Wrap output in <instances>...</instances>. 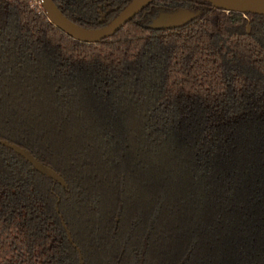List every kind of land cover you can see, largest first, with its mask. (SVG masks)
I'll list each match as a JSON object with an SVG mask.
<instances>
[{
    "label": "trees",
    "instance_id": "trees-1",
    "mask_svg": "<svg viewBox=\"0 0 264 264\" xmlns=\"http://www.w3.org/2000/svg\"><path fill=\"white\" fill-rule=\"evenodd\" d=\"M107 1L54 0L88 29ZM0 139L68 186L0 146V264H79L55 196L84 264H264V17L158 0L87 44L0 0Z\"/></svg>",
    "mask_w": 264,
    "mask_h": 264
},
{
    "label": "water",
    "instance_id": "water-1",
    "mask_svg": "<svg viewBox=\"0 0 264 264\" xmlns=\"http://www.w3.org/2000/svg\"><path fill=\"white\" fill-rule=\"evenodd\" d=\"M155 0H133L126 8L114 19L110 24L95 30H88L77 26L69 21L58 10L52 0H41V5L46 13L48 20L69 37L76 41L88 44L98 43L106 38L112 37L119 29H121L127 22L134 18L144 8ZM213 7L222 9L227 12L254 14L264 16V0H202ZM197 17L188 11H178L175 13H161L154 19L150 25L152 29H176L184 26L188 22ZM0 145L12 151L14 154L20 156L30 164L32 169L42 176L50 179L53 183H57L64 189L67 186L61 176L50 167H47L35 159L30 152L24 150L14 144L0 140ZM67 233L68 241L72 244V239L69 231L64 226ZM80 264H83L81 256H79Z\"/></svg>",
    "mask_w": 264,
    "mask_h": 264
},
{
    "label": "flooded vegetation",
    "instance_id": "flooded-vegetation-1",
    "mask_svg": "<svg viewBox=\"0 0 264 264\" xmlns=\"http://www.w3.org/2000/svg\"><path fill=\"white\" fill-rule=\"evenodd\" d=\"M53 1V3L55 4V2H54V0H52ZM133 0H123V4H122V2L120 3V4H118V3H116V2H114V1H107V2H105V9L107 10V13H114L115 15L110 19V21H108L105 25H103V26H101V27H97V28H92V29H88V28H85V29H88V30H95V29H101V28H103V27H105V26H107L108 24H110L114 19H116L117 17H118V15L126 8V6L127 5H129L131 2H132ZM155 1H158V0H155ZM155 1H153L152 3H150L146 8H144L140 13H142L145 9H147L150 5H152ZM196 1H201V2H204V3H206V4H209V3H207V2H205V1H202V0H196ZM28 2H29V5H30V7L32 8V9H35V10H38L39 12L40 11H42L43 13H44V15H45V17H46V13H45V11H44V9H43V7H42V5H41V0H28ZM126 2V3H125ZM125 3V4H124ZM214 10H221V11H223V12H225V13H235V12H227V11H224V10H222V9H219V8H216V7H213L211 4H209ZM55 6L57 7V5L55 4ZM101 7H102V4H101ZM58 8V7H57ZM58 10H59V8H58ZM60 11V10H59ZM178 11H188V12H191V13H193V14H196L197 15V17L194 19V20H192V21H190V22H188L187 24H185L184 26H182V27H180V28H176V29H152L151 27H150V25H151V23H152V21L154 20V19H156L161 13H175V12H178ZM61 12V11H60ZM62 13V12H61ZM140 13H138L134 18H132L129 22H127L122 28H124L128 23H130L131 21H133ZM63 14V13H62ZM98 14H99V16L100 17H102L103 16V14H105V13H102V10H98ZM237 14H242V15H254V14H248V13H246V14H243V13H237ZM63 16H65L64 14H63ZM255 16H260V15H255ZM66 17V16H65ZM199 17V13H197V12H194V11H192V10H190V9H179V10H176V11H171V12H168V11H161V12H159L153 19H151V21H150V24L148 25V28L149 29H151V30H154V31H160V32H168V31H176V30H179V29H181V28H183V27H185V26H187V25H189L191 22H193V21H195L197 18ZM261 17H264V16H261ZM47 18V17H46ZM67 18V17H66ZM68 19V18H67ZM47 20H48V18H47ZM69 20V19H68ZM49 21V20H48ZM69 21H71V20H69ZM50 22V21H49ZM72 22V21H71ZM51 23V22H50ZM73 23V22H72ZM52 24V23H51ZM75 24V23H74ZM53 25V24H52ZM77 25V24H76ZM54 26V25H53ZM77 26H79V25H77ZM56 27V26H55ZM81 27V26H80ZM58 28V27H57ZM82 28H84V27H82ZM121 28V29H122ZM59 29V28H58ZM121 29H119L116 33H118ZM62 31V30H61ZM247 31H249V29L247 30ZM63 32V31H62ZM115 33V34H116ZM66 34V33H65ZM114 34V35H115ZM67 35V34H66ZM113 35V36H114ZM68 36V35H67ZM112 36V37H113ZM112 37H109V38H106V39H110V38H112ZM73 39V38H72ZM106 39H104V40H106ZM104 40H102V41H104ZM102 41H100V42H102ZM100 42H98V43H100ZM84 43V42H83ZM98 43H94V44H98ZM88 44V43H87ZM0 140H2V139H0ZM2 141H6V140H2ZM6 142H8V141H6ZM10 143V142H9ZM10 144H13V143H10ZM14 145H16V144H14ZM1 146V145H0ZM16 146H18V145H16ZM1 147H3V146H1ZM18 147H20V146H18ZM3 148H5V147H3ZM20 148H22V147H20ZM6 149V148H5ZM22 149H24V148H22ZM6 150H8V149H6ZM24 150H26V149H24ZM8 151H10V150H8ZM28 151V150H27ZM10 152H12V151H10ZM29 152V151H28ZM13 153V152H12ZM14 154V153H13ZM31 154V153H30ZM14 155H16V154H14ZM32 155V154H31ZM17 157H20V156H18V155H16ZM33 156V155H32ZM34 157V156H33ZM21 158V157H20ZM35 159H37L36 157H34ZM22 159V158H21ZM22 160H24V159H22ZM38 160V159H37ZM25 161V160H24ZM39 161V160H38ZM26 162V161H25ZM40 163H42L43 165H45V166H47V167H50L49 165H47V164H45V163H43V162H41V161H39ZM28 163V162H27ZM29 164V163H28ZM30 165V164H29ZM31 167V166H30ZM51 169H53L52 167H50ZM31 170L32 171H34L33 169H32V167H31ZM54 170V169H53ZM55 171V170H54ZM35 173H37L36 171H34ZM56 173H58L57 171H55ZM38 175H40L39 173H37ZM60 176H61V174L60 173H58ZM40 176H42V175H40ZM42 177H44V178H46L45 176H42ZM61 178L63 179V177L61 176ZM46 179H48V178H46ZM49 181H51L50 179H48ZM64 180V179H63ZM65 182V181H64ZM51 183H52V186L54 187V186H60L59 184H57V183H53L52 181H51ZM65 184H66V182H65ZM66 186H67V184H66ZM62 189H64L62 186H60ZM53 190V189H52ZM66 192H68V186H67V189H64ZM56 197V203H55V212H56V214H57V216H58V218H59V220H60V223H61V226L63 227V229H64V226L67 228V230L69 231V229H68V227L66 226V224H65V222H64V220H63V218H62V216L59 214V209H58V204H59V202H60V199H59V197L58 196H55ZM64 231H65V229H64ZM69 233H70V231H69ZM65 234H66V237H67V233H66V231H65ZM70 236H71V233H70ZM71 239H72V236H71ZM67 241H68V237H67ZM68 243H69V241H68ZM69 245L77 252V255H78V262H79V264H80V260H79V256H81V259H82V262H83V257H82V254H81V251L79 250V248H77V246L74 244V242H73V239H72V244H70L69 243ZM84 264V263H83Z\"/></svg>",
    "mask_w": 264,
    "mask_h": 264
}]
</instances>
